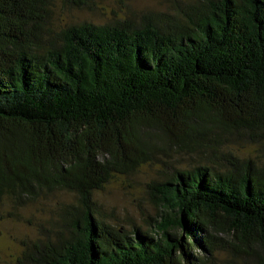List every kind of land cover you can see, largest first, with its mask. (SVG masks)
Here are the masks:
<instances>
[{
  "label": "trees",
  "instance_id": "trees-1",
  "mask_svg": "<svg viewBox=\"0 0 264 264\" xmlns=\"http://www.w3.org/2000/svg\"><path fill=\"white\" fill-rule=\"evenodd\" d=\"M54 1L0 0V203L56 189L76 199L62 230L14 264H217L220 252L264 264V161L148 184L161 210L151 233L107 226L95 201L146 156L145 136L189 148L209 124L264 125V0H196L53 32Z\"/></svg>",
  "mask_w": 264,
  "mask_h": 264
},
{
  "label": "rangeland",
  "instance_id": "rangeland-1",
  "mask_svg": "<svg viewBox=\"0 0 264 264\" xmlns=\"http://www.w3.org/2000/svg\"><path fill=\"white\" fill-rule=\"evenodd\" d=\"M194 1L80 0L77 3L55 0L48 27L57 32L76 24L104 25L126 18L137 21L144 15H171ZM207 126L212 129L197 134L189 148L177 145L161 133L145 136L146 156L138 161L136 168L116 175L96 194L100 220L117 230L131 232L138 228L151 233L161 210L151 204L148 184L163 182L176 171L203 165L224 168L228 161L252 160L256 164L264 161V125L254 130ZM74 203L73 194L59 189L23 206H14L8 198L3 199L0 203V264H14L25 244L53 239L63 228V211ZM215 259L217 264H227L225 252L217 254ZM243 264L254 262L247 260Z\"/></svg>",
  "mask_w": 264,
  "mask_h": 264
}]
</instances>
